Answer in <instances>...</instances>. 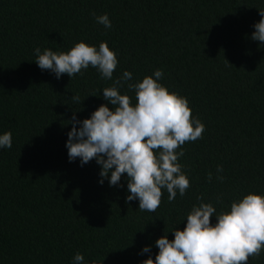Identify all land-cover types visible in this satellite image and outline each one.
<instances>
[{"label":"trees","instance_id":"1","mask_svg":"<svg viewBox=\"0 0 264 264\" xmlns=\"http://www.w3.org/2000/svg\"><path fill=\"white\" fill-rule=\"evenodd\" d=\"M260 11L264 0H0V135L12 133V147L0 148V264H74L77 253L82 264H143L155 260L157 239L184 229L194 205L219 214L264 196V42L251 39ZM105 13L110 28L97 23ZM78 42L108 44L118 60L112 80L91 65L57 79L35 63L36 48L66 53ZM156 70L205 130L177 149L185 195L169 202L162 189L152 213L125 202L126 174L119 186L100 184L96 161L69 162L65 144L73 113L83 121L102 104L111 110L102 91L124 71L132 79L119 91L134 106L127 85ZM248 264H264V250Z\"/></svg>","mask_w":264,"mask_h":264},{"label":"clouds","instance_id":"2","mask_svg":"<svg viewBox=\"0 0 264 264\" xmlns=\"http://www.w3.org/2000/svg\"><path fill=\"white\" fill-rule=\"evenodd\" d=\"M95 15V14H93ZM254 25L253 41L264 42V11ZM97 23L110 28L105 13L96 17ZM35 63L41 70H50L57 79L66 74L69 78L88 69H97L102 79L112 80L117 68L116 54L106 42L99 48L84 42L76 43L69 51L54 52L34 49ZM154 77V78H153ZM161 70L146 76L142 82L127 85L135 91L136 103L127 94H120L124 82L132 74L124 71L111 87L103 89V99L112 106L100 105L90 118L78 121L73 113L72 129L68 132L65 147L68 160L80 159L83 166L95 160L100 166V184L108 179L109 186H119L121 176L127 175L129 195L126 203L139 201V209L154 213L160 206L162 189L167 190L169 202L182 197L190 187V181L178 163L184 155L181 146L202 138L205 126L199 119H192L188 100L175 92H169L159 81ZM71 99L80 102L79 96ZM79 124V128L76 125ZM12 147V133L0 135V148ZM223 171L217 167V173ZM212 179V174H208ZM221 182L223 176H217ZM202 201L203 196L197 197ZM215 216L216 223H211ZM174 239L167 236L157 239L158 254L143 264H248L249 257L259 256L264 250V196L248 194L233 202L230 211L216 213L211 203L194 205L187 214L184 229L172 231ZM144 247L143 253H149ZM84 256L77 253L74 264H82Z\"/></svg>","mask_w":264,"mask_h":264}]
</instances>
